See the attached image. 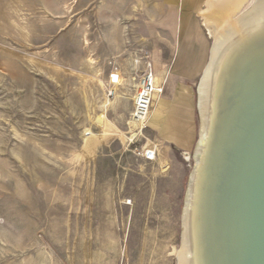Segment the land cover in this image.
<instances>
[{
	"label": "rangeland",
	"instance_id": "obj_1",
	"mask_svg": "<svg viewBox=\"0 0 264 264\" xmlns=\"http://www.w3.org/2000/svg\"><path fill=\"white\" fill-rule=\"evenodd\" d=\"M185 1L194 18L186 34L180 22V47L176 0H162L159 32L151 5L0 0V264H177L197 109L186 142L147 124L133 138L128 122L152 42L162 98L189 95L186 83L196 100L211 40L197 16L203 0ZM88 130L99 139L91 156ZM154 147V161L138 154Z\"/></svg>",
	"mask_w": 264,
	"mask_h": 264
},
{
	"label": "bare ground",
	"instance_id": "obj_2",
	"mask_svg": "<svg viewBox=\"0 0 264 264\" xmlns=\"http://www.w3.org/2000/svg\"><path fill=\"white\" fill-rule=\"evenodd\" d=\"M197 16L211 42L197 86L181 245L173 253L177 264H264V0H203ZM172 99L165 116L159 101L151 107L146 124L184 141L186 100L176 91ZM96 122L104 124L103 114ZM98 143L88 130L84 153L91 156Z\"/></svg>",
	"mask_w": 264,
	"mask_h": 264
},
{
	"label": "crops",
	"instance_id": "obj_3",
	"mask_svg": "<svg viewBox=\"0 0 264 264\" xmlns=\"http://www.w3.org/2000/svg\"><path fill=\"white\" fill-rule=\"evenodd\" d=\"M161 2H162V0H126V3L127 4L151 5V6H153V8H152L153 9V15H154L153 21L157 23L156 24V29H157L158 32L160 30V5H161ZM175 4L176 5H175V8L173 10L174 11V14H172L171 19H169V20L172 23L176 24V30H175V34H176L175 40L176 41L175 42L178 43V45L181 47L182 46V42L181 41H178V34H179L180 22L182 21L184 23V32L186 34L187 28L189 27V24L193 21L194 12L187 10L188 8H187L186 5H189V4L185 0H176V3ZM153 44H154V42H152L151 49H149V51H147V55H148L149 61L153 64V67L155 68V67H160V65L162 63V59L157 54L158 51L154 47ZM167 48L165 50H163V51H164V53H168L169 54L168 55L169 56L168 57V65L172 67L175 64V61H176V57L177 56H176V54L174 55L175 49H174V51H172V47H171V43L170 42H169V46H167ZM199 67H201V65L198 66V68ZM195 69H197V67ZM110 73H112V70H110L109 74ZM182 86L189 93V95H187V94L184 95L183 93H181L178 90L181 93L180 94V97L181 98H185L187 100L186 105L184 107V110H185L186 117L188 119L190 117V115H191L192 109L194 107L196 108V106H195L196 105V100H195V102L192 103V100H193V93H192V91L189 89V87H187L186 83L184 85H182ZM173 93H172V95H173ZM162 95L158 96L155 101H156V105H157V102L158 101L160 102L159 106L162 109L160 115L163 116L165 112L166 113L169 112V110L171 109V104L170 103L168 104L167 103V100H165L164 98H162ZM188 125H189V122H188ZM149 126H152L153 128H157L155 126V121H152V124L149 125ZM159 133L162 135L163 138H166L168 140L175 141L174 138H172L170 135H168V132L166 130H163V131L162 130H159ZM188 139H189V135L187 133V136L185 137L184 142H186ZM180 144H182V143H180Z\"/></svg>",
	"mask_w": 264,
	"mask_h": 264
},
{
	"label": "built area",
	"instance_id": "obj_4",
	"mask_svg": "<svg viewBox=\"0 0 264 264\" xmlns=\"http://www.w3.org/2000/svg\"><path fill=\"white\" fill-rule=\"evenodd\" d=\"M146 61H149L147 53L143 57ZM117 80V77L112 73L109 74L108 82L113 84ZM165 84L157 79L150 63L144 65V71L140 74L135 93L133 97V108L130 115V125L134 133L138 137H141L143 130L146 128V120L152 107L153 99L155 95H162L164 92ZM112 94L109 93L108 97ZM136 140V139H135ZM145 153H138L147 161H154L155 147Z\"/></svg>",
	"mask_w": 264,
	"mask_h": 264
},
{
	"label": "water",
	"instance_id": "obj_5",
	"mask_svg": "<svg viewBox=\"0 0 264 264\" xmlns=\"http://www.w3.org/2000/svg\"><path fill=\"white\" fill-rule=\"evenodd\" d=\"M198 84H199V81H198ZM198 84H197V86H198ZM197 103H198V89H197V87H196V105H197ZM197 111H198V109H197ZM194 156V152H193V154H192V157ZM188 190V189H187ZM187 194V193H186Z\"/></svg>",
	"mask_w": 264,
	"mask_h": 264
}]
</instances>
